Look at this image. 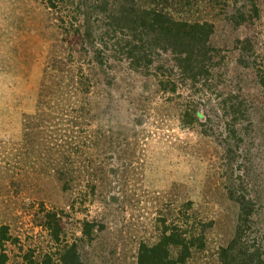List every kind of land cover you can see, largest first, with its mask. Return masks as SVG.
Wrapping results in <instances>:
<instances>
[{
    "label": "rangeland",
    "instance_id": "obj_1",
    "mask_svg": "<svg viewBox=\"0 0 264 264\" xmlns=\"http://www.w3.org/2000/svg\"><path fill=\"white\" fill-rule=\"evenodd\" d=\"M77 1L58 12L41 0H0V226L9 237L6 264H26L24 257L44 264L48 256L47 264H58L60 246L73 242L82 264H138L142 245L154 246L164 231L191 221L205 224L204 246L181 264H218L240 213L231 196L241 189L256 205L245 237L260 247L264 264V90L257 74L264 71V0H254L256 15L250 0L198 8L197 16L213 24L215 65L209 82L179 89L183 98L173 103L151 77L132 72L122 60L118 36L105 34L110 9L97 13L94 0H80L77 11ZM66 9L77 16L80 31L92 26L82 59L67 49L75 37L61 41ZM241 16L246 21L240 24ZM96 50L100 57L92 56ZM76 60H84L83 72L95 76L89 89L75 86L77 96L70 88ZM185 94L202 126L183 125ZM234 101L249 112L235 127L242 130L237 150H226ZM34 117L59 145L83 142L84 150H48L49 162L41 150H25ZM63 168L75 178L69 185L53 172ZM41 210L57 211L60 243L36 224L33 215ZM85 221L93 225L90 240L81 233ZM174 249L169 247L170 259L178 257Z\"/></svg>",
    "mask_w": 264,
    "mask_h": 264
},
{
    "label": "trees",
    "instance_id": "obj_2",
    "mask_svg": "<svg viewBox=\"0 0 264 264\" xmlns=\"http://www.w3.org/2000/svg\"><path fill=\"white\" fill-rule=\"evenodd\" d=\"M50 9L57 11L59 6H73L70 1L73 0H41ZM75 1V0H74ZM77 1L74 9L82 6V2ZM93 9L97 13H105L110 9V14L106 16V25L108 30L105 31L107 36H118L117 47L122 60L127 64L132 72L149 76L155 81L158 90L167 96L170 102H177L182 99V90L186 85L191 87H200L209 82L213 67L215 65V49L211 46L210 37L213 33V24L206 19H201L198 15V8L203 6L213 8L219 0H94ZM253 4L254 0H250ZM253 15H256L255 5H252ZM59 12V10H58ZM66 9V17L69 19L63 26L64 19L57 15L59 23L63 26L62 43L66 36L77 37V41L72 40L67 48L70 54L81 55L86 57L88 51L86 47L92 42V26L82 29L77 25L72 13ZM245 17H240V24ZM67 26L69 30H67ZM78 44L80 47H78ZM78 49V50H77ZM99 50L93 52L92 56L100 57ZM72 56V55H71ZM75 57V56H74ZM96 59V60H95ZM93 61L103 66V59L95 58ZM75 62V68L72 70L74 77L70 78V88L76 93L75 86H87L86 90L91 87V81L95 79L93 72L85 74L80 65L83 61ZM91 64V61L87 62ZM260 87L264 90V71H257ZM68 91V90H67ZM85 91V90H84ZM186 95V94H185ZM77 96V93L75 94ZM188 98V99H186ZM184 97L186 108L181 112V121L185 126L200 124L202 119L195 105H192L190 96ZM249 107V104L248 106ZM248 108L241 101H234L229 110L233 116L227 125V136L225 141L226 150H237L238 143L242 141V130L235 128L240 119L248 113ZM33 118H31L32 120ZM35 120L28 125L29 132L26 134L32 140L27 143L26 150H41L39 156H44V161L52 160L49 157L48 150H84V143H68L67 141L58 144V140L51 139L52 136H46L47 127L34 117ZM25 126L26 123L24 124ZM108 140L115 138L109 136ZM119 139V138H117ZM116 139V140H117ZM114 140V144L116 143ZM35 142L37 148L33 147ZM235 143L234 144H231ZM109 143V142H108ZM93 144V140H92ZM107 144V143H103ZM29 145V146H28ZM0 150H5L1 148ZM9 150V149H8ZM33 152V151H32ZM1 163V161H0ZM55 175L64 181V184H70L74 177L69 169H55ZM240 186V185H239ZM236 190V194L231 196L240 206V213L237 219V226L232 240L220 248L218 253V264H262L260 247L253 245L254 240L245 237V233L250 229V216L254 212L255 202H253L246 192ZM36 224L44 228L50 236L53 243H60L62 226L56 210H41L33 215ZM93 225L85 221L82 225L81 233L84 237L91 239V228ZM205 224L201 222H187L181 228L173 226L164 231L161 239L154 246L148 247L142 245L138 252V264H181L195 251L204 246V229ZM253 239V238H251ZM7 227L0 226V264H6L7 256L4 251V244L8 242ZM61 245L57 251L58 264H82L80 254L75 242ZM169 247L178 250L176 259L169 258ZM48 256V255H47ZM50 257L43 261L47 264ZM26 264H37L24 257ZM51 261V260H50ZM23 264V262H22Z\"/></svg>",
    "mask_w": 264,
    "mask_h": 264
}]
</instances>
